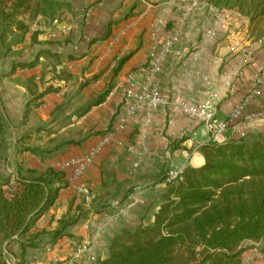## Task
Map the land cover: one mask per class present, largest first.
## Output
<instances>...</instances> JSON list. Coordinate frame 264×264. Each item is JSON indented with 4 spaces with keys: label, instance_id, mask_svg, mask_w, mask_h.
Instances as JSON below:
<instances>
[{
    "label": "crops",
    "instance_id": "obj_1",
    "mask_svg": "<svg viewBox=\"0 0 264 264\" xmlns=\"http://www.w3.org/2000/svg\"><path fill=\"white\" fill-rule=\"evenodd\" d=\"M68 1L69 9L51 24L47 37L53 42L48 46L58 54L76 57L54 65L56 76L64 71L71 78L50 82L59 91L46 94L25 115L30 96L24 79L50 80L48 67L41 72L46 59L0 80L6 117L0 181L6 182L4 190L10 193L19 186L18 172L61 171L67 187L36 227L52 230L58 219L81 215L56 244L23 250L20 241L13 240L5 250L6 264H97L107 257L109 244L120 231L153 222L169 185L165 183L169 168L202 166L198 150L206 142L203 127L180 138L187 121L175 112L169 123L161 108L150 109L145 103L126 117L135 100L122 96L121 85L129 72L147 61L155 39L164 40L181 28L156 81L161 89L171 88L174 97L193 104L212 95L218 120L246 95L264 65L262 43L248 39L247 26L234 27L233 10L213 6L226 16L227 28L217 26L208 0ZM247 50L252 52L251 63L244 62ZM109 86L105 100L84 113ZM42 88L38 85V93ZM250 115L264 116V86L245 110L244 116ZM38 128L42 131L34 133ZM256 133L252 129L248 135ZM96 148L92 161L70 183L76 168L70 160ZM80 185L89 192V201L76 193ZM244 245L242 264H264L261 244Z\"/></svg>",
    "mask_w": 264,
    "mask_h": 264
},
{
    "label": "trees",
    "instance_id": "obj_2",
    "mask_svg": "<svg viewBox=\"0 0 264 264\" xmlns=\"http://www.w3.org/2000/svg\"><path fill=\"white\" fill-rule=\"evenodd\" d=\"M224 3L244 13L255 29L264 22V0ZM68 9V0H0V79L13 76L17 70L33 69L43 58H52L56 64L76 58L58 54L49 42L38 40L40 30L30 32L28 25L43 18L57 20ZM29 32L27 45L32 51L25 58L15 51L17 45L27 46L24 42ZM257 40L264 46V34ZM60 74L55 78H71L64 71ZM109 90L110 86L84 113L102 103ZM58 91L51 84L44 85L36 96L29 91L24 115L38 107L46 94ZM40 131L38 128L34 133ZM5 132L0 96V151ZM25 151L37 153L32 148ZM198 151L202 166L185 168L176 183L166 186L153 222L120 231L112 238L107 257L97 264H242L246 242L261 244L264 252V137L252 134L246 141L204 143ZM17 182L18 188L7 193L6 182L0 181V264H6L5 250L13 240H19L23 250L56 244L81 215L58 219L52 230L35 228L54 206L59 191L67 187L65 174L53 168L27 169L24 175L18 172Z\"/></svg>",
    "mask_w": 264,
    "mask_h": 264
},
{
    "label": "built area",
    "instance_id": "obj_3",
    "mask_svg": "<svg viewBox=\"0 0 264 264\" xmlns=\"http://www.w3.org/2000/svg\"><path fill=\"white\" fill-rule=\"evenodd\" d=\"M197 0H194V2ZM210 6V5H207ZM216 17L217 26L226 29V17L218 9L210 6ZM215 10V11H214ZM234 27L239 28L241 25V17L239 11L233 10ZM181 28H177L166 39H155L149 52L147 61L141 66L135 68L127 74L121 88L123 97H132L135 100L134 105L128 106L126 117L134 114L140 103H145L150 109L161 108L165 112L169 123L173 121V113L177 112L180 117L187 121V124L181 131L180 138L189 137L194 133V129L198 126L203 127L206 136L205 143L223 144L229 141L227 133L234 134L241 140L252 129L254 132L264 134V116H244L245 110L250 104L252 98L258 96L264 86V65L259 68L253 78L250 90L237 103H235L231 112L222 120L216 119V104L212 95H206L201 102L193 104L190 101L172 95L171 88L164 90L159 87L156 81L160 70L174 48L175 44L181 37ZM233 33V32H232ZM213 35V32H208ZM261 43V42H259ZM253 61L252 52L249 50L244 52V62L251 63ZM227 83V82H226ZM225 83V84H226ZM149 121V120H147ZM99 148L93 149L83 158H75L70 160L71 164L76 165L72 177L69 182L73 184L80 177L88 164L92 161ZM185 153V151H182ZM184 171L183 167H171L165 174V183L172 185L181 177ZM76 193L82 196L84 201L91 199L89 192L85 186H76ZM35 228H37L35 226Z\"/></svg>",
    "mask_w": 264,
    "mask_h": 264
},
{
    "label": "rangeland",
    "instance_id": "obj_4",
    "mask_svg": "<svg viewBox=\"0 0 264 264\" xmlns=\"http://www.w3.org/2000/svg\"><path fill=\"white\" fill-rule=\"evenodd\" d=\"M71 2H73V0H70ZM209 4H211L212 6H215L219 9H224V10H236V7L235 6H232L231 3L230 4H226L224 3V0H208ZM239 14H240V17L242 19L241 21V25H240V29H241V26H247L246 27V34L248 36V39H252L254 42L255 41H259L257 40L258 39V36L260 34H264V22H261L260 25L255 29L253 28V24H249V20H248V17L246 15H244V13L240 12L239 11ZM58 20V18H57ZM55 20H50L49 18L47 19H44L43 18V21H40L39 19L37 21H32V22H28V25H29V31L30 32H34L35 30H40V31H37L38 33L41 32L42 34H39L37 36L38 40H41V42H50V44H52L53 42H51L50 39H48V35L50 33H47V31H49V29L51 28V24L54 23ZM45 26V28L43 29V27ZM254 29V31H253ZM28 33L26 35V40L24 42V44H29V36L31 33ZM50 32V31H49ZM251 34V35H250ZM44 37H47L46 39H44ZM31 48L27 45V46H23V45H17L16 46V51L15 52H20L21 56L25 57V58H28L31 56ZM44 59V58H43ZM46 59V63H42V69H41V72H42V75L45 73V68H49V72H52V77L50 80H42V79H38L34 81V78L31 77V79L27 78L26 80L24 79V82L26 84V87L28 89V93L29 91H32L34 93V96H36L38 94V85L41 86V88L43 87V85L47 86V85H50L52 82L53 84H56V78H55V60L52 59V58H45ZM44 59V60H45ZM60 73V72H59ZM61 74H58L57 76H59ZM63 76V75H62ZM9 78V77H7ZM43 78V76H42ZM63 78L66 79V76H63ZM4 79V78H2ZM1 80V79H0ZM1 83V82H0ZM47 83V84H46ZM52 85V84H51ZM2 86V85H1ZM0 86V96L2 95V88ZM43 89V88H42ZM41 89V91H42ZM30 96V95H29ZM31 97V96H30ZM3 107V105H2ZM256 134H260L264 137V134L262 133H256ZM227 136L229 138V140H233V141H239L237 140L238 138L232 134V133H227ZM249 139V135L247 134L246 137L244 139H241V140H248Z\"/></svg>",
    "mask_w": 264,
    "mask_h": 264
}]
</instances>
